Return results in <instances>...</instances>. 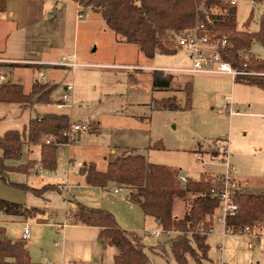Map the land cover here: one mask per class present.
Segmentation results:
<instances>
[{"label":"rangeland","instance_id":"374dc122","mask_svg":"<svg viewBox=\"0 0 264 264\" xmlns=\"http://www.w3.org/2000/svg\"><path fill=\"white\" fill-rule=\"evenodd\" d=\"M236 3L237 30L253 34L264 31L262 4L253 5L248 0H236ZM80 7L78 11L74 3H67L63 11L39 26V39L29 38V45H23L22 36L6 44L7 56L24 55L23 58H29L31 54V57L35 54L39 56L38 52L42 48L40 41L44 40L49 47L54 46L48 56L40 55L44 59L60 61L75 54L78 63L91 66L68 69L17 64L2 68L0 73L7 75L4 85L22 84L26 94L31 92L33 84L58 85V88L50 105L27 104L22 107L16 103H0V137L9 131L22 132L32 118L47 112L68 113L72 124L90 126L91 130H82L77 134L76 141L59 145L58 166L54 172L44 170L42 175L36 173L41 158L36 160L34 152H41L40 143L36 146L26 144L19 160L5 161L7 167L13 168L37 164L32 165L33 169L28 173L8 171L5 180L0 177V200L37 208L41 214L27 219L0 212V227L6 229L9 239L20 241L25 222L21 218L28 220L31 238L24 245L27 246L32 263L61 264L63 232L58 224H70L66 217L71 215L74 204L78 202L89 208L112 213L120 227L124 224L128 232L141 238L140 244L145 245L144 252L153 264H178L168 244L169 239L178 233H166L161 238L151 236L149 233L157 229L158 225L144 216L140 206L129 201L130 191L112 183L107 188L89 186L79 173L78 163H93L98 171L105 172L118 157L141 155L151 164L166 166L182 174L188 173L192 180L197 181L202 174H217L224 170L221 161H212L204 156L203 162L198 152L215 154L222 146L219 140L230 134L231 138H237V148H243L241 155H237V167L252 166L255 176H264V151L254 152L252 147L264 140V90L243 84H237L235 89L232 76L223 78L178 72H164L173 77L171 86L167 90H155L152 71L139 66L188 68L191 62L187 52L180 49L175 55L147 58L138 46L126 43L110 30L100 13L83 5ZM79 14L83 15V19H78ZM2 48L5 47L0 42V50ZM242 55L247 60L253 58L264 61V42L255 39L251 48ZM106 65L138 68L130 70ZM40 72L45 75V83L35 81ZM246 75L264 77V70L250 71ZM70 82L75 85L74 106L58 110L54 103H58L56 100L63 91L62 86ZM188 82L193 84L191 109H185V86ZM226 97H235L239 116L231 117L224 110ZM169 98H175L181 110L152 109L155 101ZM46 137L41 143L45 142ZM206 177L209 179L212 176ZM64 182L70 184L68 192H62L61 184ZM48 185L53 191H47L42 196L27 189L40 190ZM179 185L185 188L186 184ZM115 189L119 194L115 193ZM193 199V195L176 199L178 204L173 215L181 214L179 216L183 218ZM216 230L221 232L222 227ZM260 235V241L250 236L229 234L222 239L218 234L211 235L207 240L209 260L199 259L196 263L189 258V264H264L263 230ZM252 242L255 245L251 249L249 245ZM67 244V262H76L74 242Z\"/></svg>","mask_w":264,"mask_h":264},{"label":"trees","instance_id":"16d2710c","mask_svg":"<svg viewBox=\"0 0 264 264\" xmlns=\"http://www.w3.org/2000/svg\"><path fill=\"white\" fill-rule=\"evenodd\" d=\"M85 8H91L102 15L107 27L121 36L128 44L138 49L150 59L157 55L171 56L178 52L174 39L180 32L193 28L197 22L220 38L228 40V47L223 51V58L240 72H262L264 61L251 58L247 60L243 52L251 48L252 42L258 39L264 42V31L253 34L237 30V9L228 0H71ZM8 0H0V13L7 10ZM122 41V40H121ZM123 42V41H122ZM155 90H167L173 81L171 75L162 71L152 72ZM236 84L258 87L264 90V77L240 75L235 78ZM58 85L34 84L29 94L24 93L21 85H2L0 87V103H16L22 107L27 104L50 105L52 96ZM186 90V107L192 108L193 84L188 82ZM55 104V103H54ZM153 110H181L175 98L155 101ZM72 126L70 116L66 113H47L32 118L22 132L9 131L0 137V177L5 180L8 171L30 172L32 165L13 168L5 165L6 160H19L26 144H41V161L43 170L54 172L58 166L57 148L66 145L69 139L64 131ZM46 136H53L56 142L47 145L41 143ZM79 173L85 177L89 186L107 188L109 184H117L130 191L129 201L141 207L146 216L155 218L160 228L166 233H178L169 239L168 244L178 264H189V258L209 260L210 247L208 235L201 234V225L209 230L213 215L219 206L217 198L212 197V178L202 176L199 181L188 180L185 188L178 181L179 172L161 165L151 164L144 156L129 155L116 158L105 172H100L93 163L81 166ZM35 195L42 196L51 191V185L43 189H30ZM53 191V190H52ZM193 195L189 211L183 218L174 219V203L176 199H186ZM240 212L228 217L227 232L238 234L244 228L254 230L264 228V195L241 193L236 197ZM0 212L7 215L20 216L27 219L41 214L37 208H27L0 200ZM73 217L79 222L102 229L100 239H108L112 246L120 250L115 264H151L149 256L144 252L145 245L141 238L123 230L115 216L101 209H93L81 204ZM260 234V233H258ZM261 237V235H259ZM33 264L23 242L12 241L6 235V229L0 227V264ZM153 264V263H152Z\"/></svg>","mask_w":264,"mask_h":264},{"label":"crops","instance_id":"0c3cea01","mask_svg":"<svg viewBox=\"0 0 264 264\" xmlns=\"http://www.w3.org/2000/svg\"><path fill=\"white\" fill-rule=\"evenodd\" d=\"M69 2L74 3L76 5L78 11L81 10L80 4L76 3L74 1H71V0H8L7 10L3 13H0V42H1L2 46L5 47V48H2V50H0V58L7 59L10 61H14V62L19 63V64H24L26 66L38 65V66H41L42 68L52 67L51 64L58 62V60L56 61V60H53L50 58L44 59L43 57L40 56L42 54H45L46 56H48L49 52H51L54 49L53 45H50V47H49V45L46 42H44V40H43V42L40 41V44H42V48L38 52L39 56H38V54H35L34 57H31V55H32L31 54L29 58H26V57L23 58L24 55H21L20 57L7 56L6 55V53H7V51H6L7 45L6 44H7V42L9 43L13 39L15 40L17 38H20L21 36L24 38L23 39V45H26V46L29 45V42H28L29 38L37 37L39 39V36H37V35L41 34V32H40L41 28L39 26L42 23L46 22L47 19H52L55 15H57L58 13L63 11L66 4ZM12 66H18V65L13 64V65L5 66V67H12ZM106 66L117 68V67H122V66L126 67L127 65H122V66L121 65H117V66L106 65ZM2 68H4V67H2ZM139 68L149 69L152 72L155 70L159 71L161 69H165V68H159V67H144V66H139ZM12 72H11V74H12ZM40 73H42V72H40ZM40 73H39V75H40ZM222 77L223 78H229L227 76H222ZM44 79H45V75L43 78H39V76H38L35 79V81H38L40 83H42V82L45 83L43 81ZM231 81L233 82V88L236 89L237 84L235 83V78L233 77ZM19 83L21 84V81H19ZM64 85L62 87H64ZM61 95H62V92L60 93L59 99L58 100L55 99L56 103L61 100ZM52 98L54 99V97H52ZM226 99L229 100V101L226 100V104L232 103V109L235 113L234 115H230V114L229 115L231 117H233V116L236 117L237 115L239 116L240 112H237V101L235 100V97H226ZM74 103H75V94L73 96L72 107L74 106ZM54 105H57V104H54ZM47 113H52V112H47ZM47 113H45V114H47ZM66 114H68V113H66ZM68 115L70 116V114H68ZM219 141H220V144L222 146L227 145L229 160H230V163L233 166H235V168L238 172L237 174H238V179H239L240 184H241L242 193L249 194V195H264V178H262L264 176H255L252 166H248V167L241 166V168L239 166L237 167V155H241V153L243 151V148L242 149H241V147L237 148V138L233 139V138H231V136L229 134L228 137H224V138L220 139ZM34 146H36V145H34ZM25 147H26V145L23 147V152L25 150ZM252 147L254 149L253 150L254 152L264 151V140H263V142H260L258 144L255 143ZM57 150H58V148H57ZM34 153H35L34 155H36L35 159L39 160L41 158V154H40L41 152L36 151ZM198 153H199L200 157H204V156L209 157V158H211L212 161H217V160L221 161V158H222L221 154L218 152H216L215 154H213V153L209 154V153H205V152H198ZM37 156H40V157H37ZM72 162H73V159L70 160V163H72ZM220 165H221V167L224 168V170L222 172L217 173V174H214V173L213 174L212 173L207 174L206 173V174H202V176L210 175V176H212L211 178H214V177H218V176L222 175L225 172V167L221 164V162H220ZM81 166H82V164L78 163L79 169L81 168ZM36 171H37L36 173L39 175H42L44 172L42 166H40V165L37 167ZM179 173H181V172H179ZM186 175H188L189 178L192 179V177L188 173ZM197 181H199V180H197ZM61 185H63L62 192H64V191L68 192L69 191L70 184L68 182H64ZM115 185H117V184H115ZM115 190H117V189H115ZM59 193H61V192H59ZM177 200H175V203H174V212L176 209V205L178 204ZM77 205H78V202H77V204H74V210L71 212V215L66 217L67 220H70V224L69 223L58 224L59 229H61V231L63 232V239H62L63 240V253H62V257H61L62 258L61 264L75 263V261L74 262H67L68 259L66 258L67 257L66 250H68L67 249L68 248L67 243H70L71 241L74 242V246H75V249H74L75 254L74 255H76L77 256L76 258L78 259L76 262H83L84 264H115V259L117 256H119L120 250L117 247L112 246L109 243L108 239H106V238L103 240L100 239V235L102 232L101 228L85 225L73 217V213L77 210ZM143 214H144V212H143ZM175 215H176L175 216L176 219H180L179 215H181V214H175ZM137 216H139V215H137ZM144 216L148 220L155 221L156 224L158 225V228L153 230V231H157V230L161 229L158 221L155 218H153L151 216H146L145 214H144ZM21 220L25 221L24 227H25V224H29L28 220H25L23 218H21ZM121 226H122L121 228L123 230L128 231V230H126L128 228L124 224ZM220 226L222 227V231L216 232L217 231L216 228H220ZM214 229H215V231H214V234H212V235L218 234L220 237H222V239H224L227 235H229L227 233L225 227L221 223L215 222L214 223ZM262 230L264 231V228ZM262 230L260 229L258 231L257 230H254V231L261 234ZM153 231H151V232H153ZM30 233H31V229H30ZM171 234H174V233H171ZM22 235H23V233H22ZM234 236L239 237L242 235H234ZM161 237H159V238H161ZM30 238H31V235H30ZM30 238L28 240H30ZM166 238H168V237H166ZM11 240L17 241V240H13V239H11ZM28 240H24L23 236H22V239L20 241H17V242H23L24 243L25 241H28ZM25 247H27V246H25ZM14 264H16V263H14Z\"/></svg>","mask_w":264,"mask_h":264},{"label":"built area","instance_id":"2783aa9c","mask_svg":"<svg viewBox=\"0 0 264 264\" xmlns=\"http://www.w3.org/2000/svg\"><path fill=\"white\" fill-rule=\"evenodd\" d=\"M251 4L257 5L261 3L264 7V0H248ZM228 3L232 6H236V0H228ZM83 15L79 14L78 19H82ZM175 45L178 50H184L187 52L188 57L191 62V66L188 68H165L159 71L169 73H187L191 75H203V76H232L236 78L240 75H246L245 72H240L235 69L229 62L224 60L223 51L227 49L229 43L226 38H220L208 30L204 23L197 22L193 28L186 29L175 36ZM19 64L14 61L0 58V69L5 66ZM52 67H64L68 69H75L79 66L90 67L91 65H84L77 62V56L74 54L69 57H64L60 61L51 64ZM122 69L135 70L138 67L134 66H122L117 67ZM44 74L40 73L39 78H43ZM7 75L0 73V87L5 84ZM75 85L70 82L66 83L63 87L61 100L57 103L58 110H63L72 107L73 96H74ZM228 100V99H226ZM229 101V100H228ZM224 110L230 115H234L232 109V103L226 104ZM91 130L90 126H85L82 124H72L69 130L64 131V136H66L69 141H76L77 134H80L82 130ZM55 137L47 136L45 142L47 145L54 144ZM69 143V142H68ZM217 152L221 154V164L225 167V172L218 176L212 178L213 188L211 190L212 197L217 198L219 201V206L213 215V222L221 223L226 229V222L228 217H234L240 212V205L236 202V197L242 193L241 184L238 179V172L230 163L227 145L219 147ZM204 162V158L200 157ZM190 180L189 176L186 174L179 173L178 181L179 183H187ZM115 190V193H118ZM174 219L175 216H174ZM178 220V219H176ZM214 225L210 227L209 230H205L203 225L200 226L199 232L204 235L214 234ZM227 231V229H226ZM228 233V232H227ZM154 237H161L165 234L162 229L153 231L149 233ZM229 234V233H228ZM30 225L25 224L23 239L28 240L30 238ZM233 235L250 236L254 240L260 241L261 237L258 232L253 231V228L246 227L242 232ZM255 242H252L249 247L252 249ZM73 264H84L83 262H75Z\"/></svg>","mask_w":264,"mask_h":264}]
</instances>
